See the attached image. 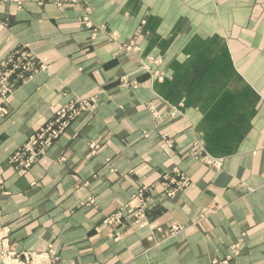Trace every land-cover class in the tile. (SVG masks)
<instances>
[{
    "label": "crops",
    "instance_id": "obj_1",
    "mask_svg": "<svg viewBox=\"0 0 264 264\" xmlns=\"http://www.w3.org/2000/svg\"><path fill=\"white\" fill-rule=\"evenodd\" d=\"M60 1L0 0V59L23 48L45 65L0 98V251L217 264L237 244L226 264H264V0ZM80 98L96 109L26 170L9 161ZM174 169L189 182L168 195ZM142 186L145 217L107 224Z\"/></svg>",
    "mask_w": 264,
    "mask_h": 264
},
{
    "label": "rangeland",
    "instance_id": "obj_2",
    "mask_svg": "<svg viewBox=\"0 0 264 264\" xmlns=\"http://www.w3.org/2000/svg\"><path fill=\"white\" fill-rule=\"evenodd\" d=\"M57 4L60 5L61 1L57 0ZM83 21L86 26L91 27L89 24V20L86 17L83 18ZM134 42H135V38L133 37L126 45H124V48L130 51L131 50L134 51L136 49V45L134 44ZM149 60H150V64H155V65L157 64V61L155 59L151 58ZM44 67H45L44 63L36 60L35 57L32 55V53L26 49L17 48L7 53L4 57L0 59V98L2 100H6L19 84L24 82L27 78L37 73L39 70L43 69ZM142 67L148 70L151 66L149 64H144ZM153 74L156 75L158 79H161L163 77L162 73L160 72L159 73L153 72ZM123 83H128V81L124 79ZM97 104H98L97 99L95 100L94 98H88V99L80 98V99L69 100L67 103L61 105L53 112L51 119L47 121L43 125V127H41L36 133L30 135L27 141L12 153L9 161L15 164V166L20 170L22 171L26 170L35 162V160L39 156L43 155L49 149V147H51V145L55 142V140L59 138V136L69 127V125L81 113L85 111H94L96 109ZM60 109L65 110V114L63 115L62 118L60 117V113H61ZM68 114H70L71 117H68ZM60 121H62L61 124H59ZM57 126L60 128L58 137L53 139L50 144L45 146L42 149V152H37L36 149L40 145L38 146L39 144L38 142L33 144L31 142V137L37 135H52L51 130L57 128ZM90 144H94V143H90ZM90 144H89L90 150L92 152L96 151L97 145L95 144V148H91ZM26 147L28 148V151L24 152ZM202 161L207 165H213L215 167L220 166V164L216 166L213 163L208 162V161H216L220 163V160L212 159L208 156H204L202 158ZM188 182L189 179L182 172L178 171L177 169H174L172 170V172L165 173L163 175L161 183L163 185L164 192L168 195H171L175 193L177 190L181 189L182 187L187 186ZM141 189L144 192V194L142 195L139 194V191ZM146 192H147V188L145 186H142L140 189H138V191L135 194L132 195L130 205H125L123 211L118 210L113 212L110 216L105 218V222L107 224H120L124 212L134 213L136 222H138L139 219L144 218L145 207L148 199ZM116 215L119 216L118 217L119 220L117 221L116 219H114L112 223H109V220ZM175 228H176L175 226L172 227V229ZM233 245H237V244H233ZM24 252H29V251L28 250L13 251L3 244L2 249L0 251V255L5 254L7 256H10L13 253H15L14 256L18 255L19 259L22 261L23 258H21L20 253H24ZM32 252L42 253L43 255H45L47 259H49L48 256L50 253L48 252H37V251H32ZM6 262L7 264H10L8 261ZM0 264H3V261L1 259H0Z\"/></svg>",
    "mask_w": 264,
    "mask_h": 264
},
{
    "label": "built area",
    "instance_id": "obj_3",
    "mask_svg": "<svg viewBox=\"0 0 264 264\" xmlns=\"http://www.w3.org/2000/svg\"><path fill=\"white\" fill-rule=\"evenodd\" d=\"M60 110H61L60 117L62 118L63 115L65 114V110L64 109H60ZM68 117H71V115L68 114ZM61 122L62 121H60L59 124H61ZM59 129L60 128L58 126H57V128L52 129L51 130L52 135H37V136L31 137V142L33 144L38 142L39 143L38 146L40 145L39 147H37L36 151L37 152H42V149L45 146L50 144L53 139L57 138L58 137V133H59ZM90 147L91 148H95V144H90ZM26 151H28L27 147L25 148L24 152H26ZM208 162H211V163H213L216 166L218 164H220V163H218L216 161H208ZM183 183H185V182H183ZM139 194L140 195L144 194L142 189L139 191ZM118 217H119L118 215L113 216L109 220V223H112V221L114 219H116L118 221L119 220ZM238 250H239L238 245H231L230 253L225 257V259L223 261L219 262L218 264H226L227 261L229 259H231V257L236 256L238 254ZM20 254H21V258H23L22 261L19 259L18 255L14 256L15 253H13L10 256L2 254V255H0V259L3 261V264H7L6 261H8L10 264H12V263H14V264H49V259H47L45 257V255H43L42 253H34L32 251H29V252H24V253H20Z\"/></svg>",
    "mask_w": 264,
    "mask_h": 264
}]
</instances>
